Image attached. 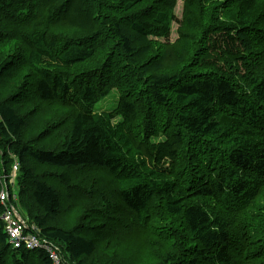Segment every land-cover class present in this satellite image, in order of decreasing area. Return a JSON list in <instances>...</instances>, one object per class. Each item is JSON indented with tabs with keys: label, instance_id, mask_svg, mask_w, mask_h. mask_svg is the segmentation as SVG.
Returning a JSON list of instances; mask_svg holds the SVG:
<instances>
[{
	"label": "trees",
	"instance_id": "16d2710c",
	"mask_svg": "<svg viewBox=\"0 0 264 264\" xmlns=\"http://www.w3.org/2000/svg\"><path fill=\"white\" fill-rule=\"evenodd\" d=\"M177 2L0 0V185L63 264H264V0ZM0 264L53 261L0 217Z\"/></svg>",
	"mask_w": 264,
	"mask_h": 264
},
{
	"label": "built area",
	"instance_id": "2783aa9c",
	"mask_svg": "<svg viewBox=\"0 0 264 264\" xmlns=\"http://www.w3.org/2000/svg\"><path fill=\"white\" fill-rule=\"evenodd\" d=\"M17 169L18 163L17 161H14L10 177L13 178ZM12 178L10 179V182H12ZM16 202L17 199L15 194L11 196L8 186L6 184H1L0 206L3 208L1 219L5 225L8 242L14 248H25L28 250L45 249L53 261V264H62L57 249L53 244L47 242L46 240L42 241L35 236L34 233L27 231L28 227L26 221L18 213Z\"/></svg>",
	"mask_w": 264,
	"mask_h": 264
},
{
	"label": "rangeland",
	"instance_id": "374dc122",
	"mask_svg": "<svg viewBox=\"0 0 264 264\" xmlns=\"http://www.w3.org/2000/svg\"><path fill=\"white\" fill-rule=\"evenodd\" d=\"M176 15L177 17H180L181 9H182V0H178L176 4ZM177 27V23H173V30L171 33L170 38L173 40L176 37V34L174 30ZM161 39V38H160ZM163 40V39H161ZM118 98V92L116 90H112L107 96H105L103 99H101L99 102H97L94 107L96 109H102V110H111L116 105V100ZM17 191L16 186L14 185V192Z\"/></svg>",
	"mask_w": 264,
	"mask_h": 264
},
{
	"label": "clouds",
	"instance_id": "9594fccd",
	"mask_svg": "<svg viewBox=\"0 0 264 264\" xmlns=\"http://www.w3.org/2000/svg\"><path fill=\"white\" fill-rule=\"evenodd\" d=\"M19 167V166H18ZM18 170V169H17ZM11 172H12V170H11ZM17 172V171H16ZM16 172H15V174H14V176H13V178L12 177H10L9 176V179H8V183H7V186H8V188H9V191H10V195L12 196L13 194H14V185H15V175H16ZM10 175H11V173H10ZM12 178V182H10V179ZM16 186V185H15ZM16 196V195H15ZM16 199H17V197H16ZM2 207V206H1ZM18 208V207H17ZM3 210V209H2ZM19 213V212H18ZM2 214V213H1ZM21 216V215H20ZM1 217V216H0ZM22 217V216H21ZM23 218V217H22ZM24 219V218H23ZM25 220V219H24ZM26 224H27V222H26ZM27 227H28V229H27V231H29V232H32V233H34V235L35 236H37L39 239H41L42 241L43 240H45V239H42L41 237H39L36 233H37V229L34 227H30V226H28V224H27ZM30 229H32V230H30ZM4 230H5V225H4ZM7 238H8V236H7ZM47 241V240H46ZM47 242H49V241H47ZM49 243H51V242H49ZM52 244V243H51ZM25 249V248H24ZM34 250V249H33ZM46 253H47V251L45 250V249H43ZM48 254V253H47ZM63 264V263H62Z\"/></svg>",
	"mask_w": 264,
	"mask_h": 264
},
{
	"label": "bare ground",
	"instance_id": "6f19581e",
	"mask_svg": "<svg viewBox=\"0 0 264 264\" xmlns=\"http://www.w3.org/2000/svg\"><path fill=\"white\" fill-rule=\"evenodd\" d=\"M237 81V80H236ZM239 81V80H238ZM232 83V82H231ZM244 83V82H243ZM243 85V84H242ZM244 92V91H243ZM238 227V226H237ZM239 228V227H238ZM233 229V228H232ZM228 230V229H227ZM235 230H236V228H235ZM234 231V230H233ZM240 231V230H239ZM232 233V232H231ZM238 240V239H237ZM240 242V241H239Z\"/></svg>",
	"mask_w": 264,
	"mask_h": 264
}]
</instances>
